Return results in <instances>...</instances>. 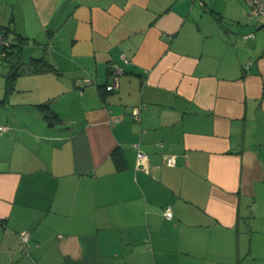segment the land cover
<instances>
[{"label": "crops", "instance_id": "crops-1", "mask_svg": "<svg viewBox=\"0 0 264 264\" xmlns=\"http://www.w3.org/2000/svg\"><path fill=\"white\" fill-rule=\"evenodd\" d=\"M0 29V264H264V15L0 0Z\"/></svg>", "mask_w": 264, "mask_h": 264}, {"label": "built area", "instance_id": "built-area-1", "mask_svg": "<svg viewBox=\"0 0 264 264\" xmlns=\"http://www.w3.org/2000/svg\"><path fill=\"white\" fill-rule=\"evenodd\" d=\"M250 8V13L254 17L258 18L262 15H264V0H245ZM253 33L248 34V37H253ZM9 47V41L5 39L3 33L0 31V53L2 56L6 55V49ZM122 73V68L117 64H111L110 65V82L106 84L105 89L106 90H113L117 86V81L119 75ZM139 114V108L136 107L134 110V118L135 120L138 119ZM5 125L0 126V130H6ZM147 160L148 157L145 153H142L140 151L137 152V164L146 167L147 166ZM165 164L168 166H172L175 164V156L174 155H168L165 158ZM163 215L170 219L172 218V210L170 206H166L163 210ZM18 236L20 239V242L23 246V251L25 253H28V247H29V232L26 230H21L18 232ZM31 264H37L35 261H33Z\"/></svg>", "mask_w": 264, "mask_h": 264}, {"label": "trees", "instance_id": "trees-1", "mask_svg": "<svg viewBox=\"0 0 264 264\" xmlns=\"http://www.w3.org/2000/svg\"><path fill=\"white\" fill-rule=\"evenodd\" d=\"M0 31L3 33L5 39H7V37H6V31L3 30V29H0ZM12 52L18 54L20 52V50L18 48H16V44L14 45L13 42H9V47L6 49V55L7 54L8 55L11 54ZM30 61H31V64L34 66V68L36 70L42 71V70L51 69V66L48 63H46L41 58H32ZM108 70H109V75H110V66H109ZM39 106L40 107H44V108H47L48 107L46 103L45 104H40ZM45 117L47 119L51 120L53 118H56L57 117V114L53 110H49V111L46 112Z\"/></svg>", "mask_w": 264, "mask_h": 264}]
</instances>
